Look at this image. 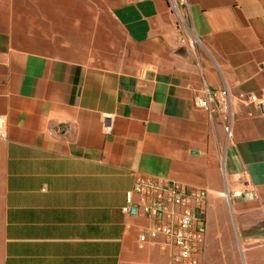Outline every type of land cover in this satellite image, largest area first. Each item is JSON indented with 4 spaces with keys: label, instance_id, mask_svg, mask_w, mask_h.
<instances>
[{
    "label": "crops",
    "instance_id": "crops-1",
    "mask_svg": "<svg viewBox=\"0 0 264 264\" xmlns=\"http://www.w3.org/2000/svg\"><path fill=\"white\" fill-rule=\"evenodd\" d=\"M0 117V264H167L137 176L205 191L200 264H264V0H0Z\"/></svg>",
    "mask_w": 264,
    "mask_h": 264
},
{
    "label": "built area",
    "instance_id": "built-area-1",
    "mask_svg": "<svg viewBox=\"0 0 264 264\" xmlns=\"http://www.w3.org/2000/svg\"><path fill=\"white\" fill-rule=\"evenodd\" d=\"M252 102L254 96H248ZM218 102L227 108L225 89L215 93L205 92L203 97H195L194 107L211 113L210 105ZM230 137L229 125L224 127ZM5 137L4 119L0 117V138ZM238 196L242 193L238 192ZM203 190L186 187L173 181L137 176L132 187L125 192V206L122 211L142 215L150 221L137 230V241L151 249L161 245L173 248L167 264H200L205 249L206 214ZM162 241V242H160Z\"/></svg>",
    "mask_w": 264,
    "mask_h": 264
},
{
    "label": "rangeland",
    "instance_id": "rangeland-1",
    "mask_svg": "<svg viewBox=\"0 0 264 264\" xmlns=\"http://www.w3.org/2000/svg\"><path fill=\"white\" fill-rule=\"evenodd\" d=\"M225 196V195H224ZM222 196L214 197L217 204H223L225 205V218L226 222L231 225L232 218L229 212L228 204L226 202V198ZM206 214V212H205ZM207 218V217H206ZM217 216H213V222L217 223ZM234 246L235 251L233 254H227V253H220L218 251H214L213 254L208 259H202L201 264H247L245 259V252L244 247L240 243H237V241L234 239Z\"/></svg>",
    "mask_w": 264,
    "mask_h": 264
},
{
    "label": "water",
    "instance_id": "water-1",
    "mask_svg": "<svg viewBox=\"0 0 264 264\" xmlns=\"http://www.w3.org/2000/svg\"><path fill=\"white\" fill-rule=\"evenodd\" d=\"M130 213H131V214H135V213H136V210H135V209H131V210H130Z\"/></svg>",
    "mask_w": 264,
    "mask_h": 264
}]
</instances>
